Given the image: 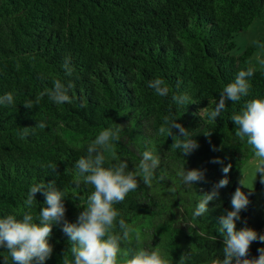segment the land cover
Instances as JSON below:
<instances>
[{
	"label": "trees",
	"instance_id": "trees-1",
	"mask_svg": "<svg viewBox=\"0 0 264 264\" xmlns=\"http://www.w3.org/2000/svg\"><path fill=\"white\" fill-rule=\"evenodd\" d=\"M263 13L264 0H0V94L11 91L15 98L14 105L0 107V214L38 216L45 197L38 192L26 209L28 189L54 183L66 194L65 219L74 223L91 189L74 186L72 165L101 130L113 127L121 129L115 156L126 159L130 170L144 150L160 158L151 184L138 179V188L115 205L133 229L122 250L160 248L170 264L190 251L191 264H211L222 257L220 218L231 210L237 188L249 200L237 229L264 234V173L253 190L235 179L255 154L230 120L246 100L264 97V71L251 65L253 49L231 56L235 36ZM66 56L74 67L71 78L61 67ZM248 67L255 71L249 95L227 103L216 121L207 120L223 86ZM157 77L169 86L168 97L146 87ZM69 79L71 103L58 106L47 95L35 103L54 80ZM173 94H186L191 103L174 105ZM26 102L33 107L25 108ZM170 109L196 135L199 147L190 154L178 152L172 136L157 132ZM183 165L204 171V179L182 186L176 173ZM225 177L228 184L208 211L193 216L196 202ZM62 224L52 227L53 252L45 264H62L67 251L71 259ZM261 247L264 243L252 242L248 258H258Z\"/></svg>",
	"mask_w": 264,
	"mask_h": 264
},
{
	"label": "clouds",
	"instance_id": "clouds-1",
	"mask_svg": "<svg viewBox=\"0 0 264 264\" xmlns=\"http://www.w3.org/2000/svg\"><path fill=\"white\" fill-rule=\"evenodd\" d=\"M61 67L66 77L73 76L71 57L66 56ZM254 75L252 67L238 71L235 78L223 86L214 108L206 113V119L216 121L227 103L236 104L247 97L251 87L250 80ZM146 87L152 89L158 97H168L170 93L165 80L159 77L148 81ZM73 88L74 82L71 79L66 82L54 80L51 89H45L35 97V103L38 104L44 95L58 106L71 103L70 92ZM171 101L177 106L191 103L186 94H173ZM14 104L13 92L0 94V107ZM23 105L31 109L33 102ZM230 120L236 125V135L242 139L246 137L247 144L261 159L258 172L264 173V97L246 100L239 111L231 115ZM38 126L43 129L46 124L38 122ZM120 131V128L105 127L87 144L85 155L72 165L74 186L83 184L91 189L86 205L82 207L83 210L74 223L65 219L66 194L56 188L54 183L39 182L28 189L24 201L26 209H30L36 202L38 192L45 197L38 216L34 217L30 211H25L22 215L0 214V248L7 250L0 252V264H45L53 252V247L48 241L52 227L62 221V232L68 239L71 253V259L67 256L68 251L64 254L62 264H170L160 248L122 250V244L129 241L133 229L115 205L123 202L129 192L138 188V179L145 185L151 184L160 166V158L152 150H144L135 170H130L126 159H117L115 156V144ZM157 132L160 135L172 136L173 147L185 155L199 147L194 138L196 135L178 123V118L172 114L171 109L169 115L162 118ZM48 167L51 169V165ZM228 171V167L223 168L225 174ZM176 176L182 186L191 187L204 179V171L186 170L183 165ZM227 184L228 179L225 177L214 185L210 192L202 195L195 204L193 216L197 218L204 215L208 211L209 202L216 199L219 189ZM248 203V196L242 188H237L231 196V210L220 218L218 231L223 237L222 257L220 255L212 258L211 264H264V247L257 249L258 258H248L250 244L254 241L264 243V234H258L247 226L237 229V223L241 222V211ZM192 255L190 251H185L178 264H191Z\"/></svg>",
	"mask_w": 264,
	"mask_h": 264
},
{
	"label": "rangeland",
	"instance_id": "rangeland-1",
	"mask_svg": "<svg viewBox=\"0 0 264 264\" xmlns=\"http://www.w3.org/2000/svg\"><path fill=\"white\" fill-rule=\"evenodd\" d=\"M234 43L236 48L231 56L237 57L246 49L251 48L253 49L251 65L264 71V13L246 32L237 34ZM261 163V159L254 155L235 175V179L245 188L253 190L258 177L262 174L258 172Z\"/></svg>",
	"mask_w": 264,
	"mask_h": 264
}]
</instances>
